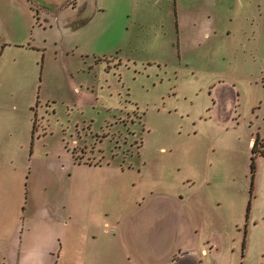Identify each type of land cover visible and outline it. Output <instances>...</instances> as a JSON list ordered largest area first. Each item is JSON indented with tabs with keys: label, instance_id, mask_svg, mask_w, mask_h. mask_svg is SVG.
Listing matches in <instances>:
<instances>
[{
	"label": "rangeland",
	"instance_id": "rangeland-1",
	"mask_svg": "<svg viewBox=\"0 0 264 264\" xmlns=\"http://www.w3.org/2000/svg\"><path fill=\"white\" fill-rule=\"evenodd\" d=\"M184 252L264 264V0H0V264Z\"/></svg>",
	"mask_w": 264,
	"mask_h": 264
},
{
	"label": "crops",
	"instance_id": "crops-1",
	"mask_svg": "<svg viewBox=\"0 0 264 264\" xmlns=\"http://www.w3.org/2000/svg\"><path fill=\"white\" fill-rule=\"evenodd\" d=\"M56 1H59V0H56ZM188 254H189L188 252H184L180 256H175V254H174L173 259H172V264H188L190 262L188 257H187ZM59 256H60V254H59Z\"/></svg>",
	"mask_w": 264,
	"mask_h": 264
},
{
	"label": "trees",
	"instance_id": "trees-1",
	"mask_svg": "<svg viewBox=\"0 0 264 264\" xmlns=\"http://www.w3.org/2000/svg\"><path fill=\"white\" fill-rule=\"evenodd\" d=\"M258 141H259V134H258L257 138L255 139L254 145L252 147V154H253V156H252V159H253L252 168L253 169L255 168V166H254L255 165V156L254 155H256V146H257Z\"/></svg>",
	"mask_w": 264,
	"mask_h": 264
},
{
	"label": "flooded vegetation",
	"instance_id": "flooded-vegetation-1",
	"mask_svg": "<svg viewBox=\"0 0 264 264\" xmlns=\"http://www.w3.org/2000/svg\"><path fill=\"white\" fill-rule=\"evenodd\" d=\"M34 130H35V124H34Z\"/></svg>",
	"mask_w": 264,
	"mask_h": 264
}]
</instances>
